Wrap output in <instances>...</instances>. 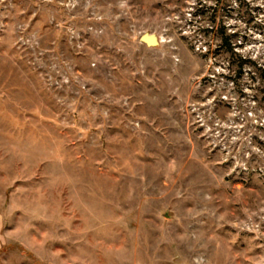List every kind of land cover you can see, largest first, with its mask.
<instances>
[{"label":"rangeland","instance_id":"rangeland-1","mask_svg":"<svg viewBox=\"0 0 264 264\" xmlns=\"http://www.w3.org/2000/svg\"><path fill=\"white\" fill-rule=\"evenodd\" d=\"M0 264H264V0H0Z\"/></svg>","mask_w":264,"mask_h":264},{"label":"water","instance_id":"water-1","mask_svg":"<svg viewBox=\"0 0 264 264\" xmlns=\"http://www.w3.org/2000/svg\"><path fill=\"white\" fill-rule=\"evenodd\" d=\"M141 40L148 46H158L160 45V38L155 33H145Z\"/></svg>","mask_w":264,"mask_h":264},{"label":"trees","instance_id":"trees-1","mask_svg":"<svg viewBox=\"0 0 264 264\" xmlns=\"http://www.w3.org/2000/svg\"><path fill=\"white\" fill-rule=\"evenodd\" d=\"M226 42H228V41L226 40ZM228 45H229V42H228ZM230 48H231V45H230Z\"/></svg>","mask_w":264,"mask_h":264}]
</instances>
